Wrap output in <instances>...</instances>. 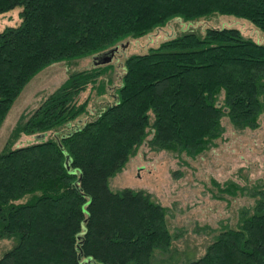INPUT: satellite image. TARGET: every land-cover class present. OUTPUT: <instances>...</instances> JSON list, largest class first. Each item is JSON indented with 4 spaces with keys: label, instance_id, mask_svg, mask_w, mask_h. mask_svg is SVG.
<instances>
[{
    "label": "trees",
    "instance_id": "16d2710c",
    "mask_svg": "<svg viewBox=\"0 0 264 264\" xmlns=\"http://www.w3.org/2000/svg\"><path fill=\"white\" fill-rule=\"evenodd\" d=\"M18 6L21 23L0 31V126L51 64L215 15L264 33V0H0V15ZM124 66L114 102L96 114L78 97L106 72L100 67L72 73L13 129L7 144L22 135L34 142L0 154V239L15 241L0 264H264V183L199 258L173 248L168 208L150 193L109 185L144 143L195 159L221 138L224 118L237 130L257 128L264 44L234 28L189 30Z\"/></svg>",
    "mask_w": 264,
    "mask_h": 264
},
{
    "label": "rangeland",
    "instance_id": "374dc122",
    "mask_svg": "<svg viewBox=\"0 0 264 264\" xmlns=\"http://www.w3.org/2000/svg\"><path fill=\"white\" fill-rule=\"evenodd\" d=\"M20 11L18 6L1 14L0 31L17 27L21 23ZM170 25L147 36L120 41L115 45L118 50L108 64L96 66L90 56L70 63H54L38 71L24 85L0 126V154L9 148L34 142L33 136L22 135L7 144L19 121L28 117L74 72L94 67L106 70L94 86L89 85L78 97V102L86 103V108L94 115L114 102L116 90L122 83L126 59L157 49L172 33L193 30L204 34L209 28H234L245 37L264 44V33L248 20L235 16L215 15L190 22L181 20L180 24L174 21ZM90 113L82 116L80 126L94 117ZM222 125L224 133L221 138L195 159L186 158L173 150L155 151L144 143L109 181L113 191L125 188L143 190L168 208L167 222L175 236L173 248L182 256L193 254L194 258L201 257L215 236L224 228L235 227L240 212L253 204L254 200L249 196L254 187L258 191L263 189L264 114L255 129L237 130L227 118L223 119ZM226 184L235 185L240 192L236 196L221 193L220 188ZM14 245L13 239H0V257Z\"/></svg>",
    "mask_w": 264,
    "mask_h": 264
},
{
    "label": "water",
    "instance_id": "95a60500",
    "mask_svg": "<svg viewBox=\"0 0 264 264\" xmlns=\"http://www.w3.org/2000/svg\"><path fill=\"white\" fill-rule=\"evenodd\" d=\"M118 47H112L105 51H102L96 55L92 56L93 64L94 65H103L108 64L112 61L114 54L117 52Z\"/></svg>",
    "mask_w": 264,
    "mask_h": 264
}]
</instances>
